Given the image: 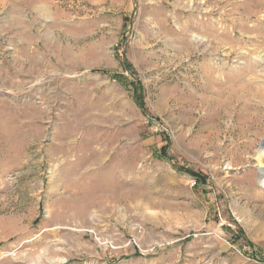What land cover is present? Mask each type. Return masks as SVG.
Masks as SVG:
<instances>
[{
	"label": "rangeland",
	"instance_id": "obj_1",
	"mask_svg": "<svg viewBox=\"0 0 264 264\" xmlns=\"http://www.w3.org/2000/svg\"><path fill=\"white\" fill-rule=\"evenodd\" d=\"M0 264H264V0H0Z\"/></svg>",
	"mask_w": 264,
	"mask_h": 264
},
{
	"label": "bare ground",
	"instance_id": "obj_2",
	"mask_svg": "<svg viewBox=\"0 0 264 264\" xmlns=\"http://www.w3.org/2000/svg\"><path fill=\"white\" fill-rule=\"evenodd\" d=\"M190 10V9H189Z\"/></svg>",
	"mask_w": 264,
	"mask_h": 264
}]
</instances>
